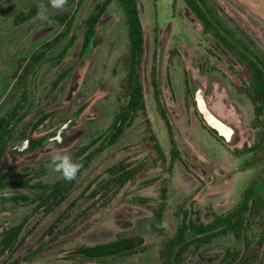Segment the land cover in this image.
Instances as JSON below:
<instances>
[{
    "label": "rangeland",
    "instance_id": "obj_1",
    "mask_svg": "<svg viewBox=\"0 0 264 264\" xmlns=\"http://www.w3.org/2000/svg\"><path fill=\"white\" fill-rule=\"evenodd\" d=\"M104 1L87 0L79 9L77 3L68 2L63 10L50 8L52 23L40 21L35 16L20 26L13 22L17 13L38 10L37 5L41 2L47 4L48 0H6L0 4V119L15 106L21 95L14 79L19 61L28 60L42 51L43 45L62 31L54 19L56 16L77 11L72 32L78 35L75 43L68 48L62 60L57 59L61 58L67 45L63 43L34 68L27 86V107L22 112L27 116L16 126L0 158V171L8 178H33L32 184H48L62 179L61 174L54 172L37 177V168L47 164L54 151L71 154L83 167L74 191L61 208L51 215L38 213L29 220L26 240L15 258L24 257L31 248L45 246L46 250L37 259L24 264H82L68 259L72 251L82 246L114 242L122 236L143 238L146 250L113 264H158L161 243L175 235L180 225L179 208L197 210L203 222L211 223L215 214L232 211L243 192L261 173L260 166L247 164L249 156H236L234 153L244 145H252L255 137V130L251 127L253 105L232 86L238 83V78L247 81L248 73L211 35L204 34L202 25L185 11L182 2L139 0L146 39L143 79L147 118L168 159L140 179L128 183L106 205L83 197L88 189L91 192L98 179L106 177V170L112 165L127 161L139 166L151 159L144 144L146 118L143 115L116 146L94 157L91 162L87 155L75 156L78 147L109 129L119 108L126 104L121 85L125 78L122 60L127 53L128 38L124 15L116 3L110 5L100 20L89 52L81 56L83 37L80 25L97 12ZM217 1L225 12L224 17L230 16L231 25L248 24L259 43L264 45V19L250 13L243 5L252 10L247 3L242 0L243 4L236 0ZM230 6L238 17L228 15L226 8ZM154 67L157 68L158 84H161L160 99L173 126V139L181 155V159L173 164L171 135L159 111L153 85ZM190 71L204 87L208 104L227 122L237 126L240 139L236 145L228 146L204 127L193 94L192 98L185 96L186 78H189ZM63 75V81L55 87V81ZM75 112L80 115L69 129L71 142L68 146L36 147L41 138L61 128ZM27 137L33 138L34 151L17 155L16 146L25 142ZM214 170L224 175L227 181L219 191L207 190L216 182ZM164 188L167 190L166 209L162 224H158L155 213L162 204ZM10 192L24 193L31 198L40 194L35 189ZM73 204L70 216L50 234V227ZM33 207L26 204L0 207V234L5 228L30 216ZM154 226H162L164 231L160 233ZM232 244L231 237L218 239L191 256L187 264H215Z\"/></svg>",
    "mask_w": 264,
    "mask_h": 264
},
{
    "label": "trees",
    "instance_id": "obj_2",
    "mask_svg": "<svg viewBox=\"0 0 264 264\" xmlns=\"http://www.w3.org/2000/svg\"><path fill=\"white\" fill-rule=\"evenodd\" d=\"M4 1L6 0H0V4ZM86 1L68 0V2L73 4L77 3L78 9ZM113 3H116L123 13L127 28V53L122 60L125 78L121 85L126 104L119 108L109 129L104 133L92 136L85 144L78 147L75 156L81 158L87 155L86 158L91 162L94 157H98L105 150L116 146L138 117L143 115L146 118L144 144L150 152L151 159L139 166H134L127 161H121L109 167L106 170V177L98 179L90 193L88 189L83 194V197H86L87 200H94V203L104 202L103 205L111 202L128 183L140 179L156 165L164 164L168 159L151 127L150 120L147 118L146 86L143 79L146 39L139 0H105L103 6L80 25V35L83 37L81 56H85L89 52L92 41L97 34L100 20ZM196 5L197 3L194 6L196 7ZM201 12L204 13L202 10ZM76 13L77 11L74 14L70 12L56 16L54 19L63 28L62 31L52 40L45 43L42 51L33 54L28 60L21 59L19 61L14 79L16 81L15 86L21 95L15 106L4 118L0 119V158L5 153L6 145L13 136L16 126L27 116V114L22 115V112L27 107V86L34 68L44 62L47 59V54L54 51L61 43L67 44L63 48L61 58L57 59L62 60L67 54L68 48L75 43L78 35L72 34V32L75 30ZM36 14L37 10L35 9L27 13L19 12L14 17L13 22L15 26H20L32 20ZM199 19L204 24L206 31H211L214 28L210 18L200 17ZM216 35L223 44L235 49V46L226 40L225 35L220 31H217ZM246 48L249 52H252L248 46ZM246 55L247 53H242L241 61L247 62L251 73L248 99L254 109V119L251 127L255 130V137L252 145H244L243 149H236L234 153L236 156H249L247 164L260 166L261 173L243 192L238 205L226 214H215L211 223L203 222L200 212L197 210L179 208L177 216L181 219L180 225L175 235L161 243L158 252V264H187L188 259L197 255L203 248L210 246L218 239L228 237L233 239V244L226 249L223 256L215 264H264V54L257 53L255 55L261 66ZM64 76L59 77L55 81V87H58L63 81ZM152 78L158 108L171 135L170 154L173 164L181 159V155L178 145L173 139V126L160 99L161 92L159 90L156 67H154ZM186 83L188 96L192 98V91L189 86L190 81L188 83L187 80ZM42 121H40V124ZM204 127H206L205 124ZM33 129L35 130L36 128L34 127ZM209 131L216 135L214 131ZM36 147L38 148V146ZM37 171L38 178L44 177L51 172L46 168V164L40 165ZM82 173L83 167L77 179L71 183L62 178L53 183L37 182L32 184L33 178L10 179L5 173L0 171V207L21 204L34 205L30 216L26 217L21 223L5 228L0 234V264H24L37 259L44 253L46 248L42 246L31 248L24 257L15 258L21 245L26 240L25 231L31 217L38 213L51 215L61 208L74 191ZM25 189H35L40 194L37 198H31L24 193L10 192ZM87 193L89 194L87 195ZM166 194L167 190L164 188L161 196L162 204L155 213V220L158 224H162L163 221L166 209ZM73 206L74 204L69 205L61 217L50 227L48 231L50 234H53L58 225L66 217L70 216L69 212ZM154 228L157 231L159 230L160 233L164 231L162 226H154ZM145 250L146 246L143 238L122 236L114 242L79 247L70 253L68 259L82 264H113L135 257Z\"/></svg>",
    "mask_w": 264,
    "mask_h": 264
},
{
    "label": "flooded vegetation",
    "instance_id": "obj_3",
    "mask_svg": "<svg viewBox=\"0 0 264 264\" xmlns=\"http://www.w3.org/2000/svg\"><path fill=\"white\" fill-rule=\"evenodd\" d=\"M173 1L182 2L183 7L185 8V11L188 12V14L192 15L195 19H197L198 22L202 25L204 34L211 35L225 49V51L235 60V62L238 63L239 67H241L244 71L248 73V75L246 76L247 81H244L243 79L240 80L238 78V83L232 84V86L236 89V91H238L239 94L244 95L248 98V89H249V85L251 81V73L248 69L247 62L241 61L242 53L244 52L247 53L249 58L253 59L254 62L259 64V66H261V64L256 59L255 55L257 53L264 54V45L259 43L258 39L254 35V32L250 29V26H248V24L246 23H242L240 25L236 23H232L231 25V21L229 20L230 16L228 17L226 15L224 17L223 14L225 12L222 9L221 4H219L218 3L219 1L217 0H173ZM236 2L241 3L240 0H236ZM195 3H197L196 7L194 6ZM243 5H245V7L248 8L250 13L264 19V17H261L257 13L253 12L246 4H243ZM226 9H228L230 13L228 15H231V17L233 18L238 17V14L234 11L235 9L233 7L230 6ZM201 10L204 13H202ZM200 17L210 18L214 25V28H212L211 31H206L204 24L199 19ZM217 31H220L222 34H224L226 37V40L230 41L235 46V49L231 46L228 47L225 44H223L216 35ZM246 46H248V48H250L252 52H249ZM187 80L189 83L188 78H186V82ZM189 86H190V83H189ZM187 91H188V87L186 84L185 96H188ZM28 140L30 142L29 143L30 149L25 151L23 155H26L34 151L33 138L27 137V140H24L25 143L28 142ZM17 155H20V154H17Z\"/></svg>",
    "mask_w": 264,
    "mask_h": 264
},
{
    "label": "water",
    "instance_id": "obj_4",
    "mask_svg": "<svg viewBox=\"0 0 264 264\" xmlns=\"http://www.w3.org/2000/svg\"><path fill=\"white\" fill-rule=\"evenodd\" d=\"M245 3H247L253 11L264 15V0H242ZM163 63V57L161 56V66ZM162 71V68L160 67V72ZM188 79L190 81V87L193 94L195 107L198 113L200 114L202 121L205 123L206 127L214 131L216 133V136L220 139H222L228 146H234L239 141V131L237 126L232 122H227L225 118L217 114L214 111V108H212L206 98V92L200 81L196 78L195 74L190 71L188 75ZM159 89L161 91V84L159 83ZM79 117V113L76 112L71 118H69L66 123L56 130L55 132L51 134H47L43 138L40 139V142L37 143L38 149H43L46 146L54 145L58 148L66 147L70 144L71 140L68 136L69 129L71 128L74 121L77 120ZM28 142H23L20 145H17L15 150L17 154L22 155L25 151L30 149V144ZM187 146L193 151L194 154L196 152L193 150V148L187 143ZM213 174L216 178V182L212 185H210L207 190L209 191H219L221 190L226 181V178L224 175L220 174L218 170H214Z\"/></svg>",
    "mask_w": 264,
    "mask_h": 264
},
{
    "label": "clouds",
    "instance_id": "obj_5",
    "mask_svg": "<svg viewBox=\"0 0 264 264\" xmlns=\"http://www.w3.org/2000/svg\"><path fill=\"white\" fill-rule=\"evenodd\" d=\"M68 0H48V3L41 2L37 5L36 18L46 23H52L50 8L56 11L63 10ZM82 164L74 160L71 154L54 151L46 168L54 173L61 174L62 178L71 183L77 179Z\"/></svg>",
    "mask_w": 264,
    "mask_h": 264
}]
</instances>
